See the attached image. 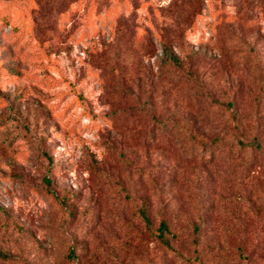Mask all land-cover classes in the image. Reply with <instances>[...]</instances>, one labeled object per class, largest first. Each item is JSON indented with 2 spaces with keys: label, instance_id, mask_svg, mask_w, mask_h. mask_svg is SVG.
Returning a JSON list of instances; mask_svg holds the SVG:
<instances>
[{
  "label": "rangeland",
  "instance_id": "obj_1",
  "mask_svg": "<svg viewBox=\"0 0 264 264\" xmlns=\"http://www.w3.org/2000/svg\"><path fill=\"white\" fill-rule=\"evenodd\" d=\"M236 123L264 144V0H0V264H264Z\"/></svg>",
  "mask_w": 264,
  "mask_h": 264
},
{
  "label": "trees",
  "instance_id": "obj_2",
  "mask_svg": "<svg viewBox=\"0 0 264 264\" xmlns=\"http://www.w3.org/2000/svg\"><path fill=\"white\" fill-rule=\"evenodd\" d=\"M163 60L165 63H171L175 66H180L181 65V60L180 58L172 51L171 48H169L168 46L164 45L163 46ZM210 100L214 103H217L221 106H223L226 110H228L230 112V116L232 118V120L238 122L239 119V114L238 111L235 107L234 102L231 99L228 100H219V99H214V98H210ZM235 128H236V133L234 134L235 136V144H237L239 146V149L244 150L246 148H251V155L252 158L254 156V153L257 154H264V144L263 142L257 137V136H253L251 139L249 140H245L242 137V130L240 129V126L238 125V123L235 124ZM215 141H219V138H215ZM251 158V159H252ZM254 160V159H252ZM259 165H254V169L253 173H258V171H256L257 167ZM137 216L138 218H140V220L144 223V225L149 228L150 226V218L147 212V207L145 203H141V205L138 207L137 209ZM196 230H199V226L195 227ZM156 231V239L159 243H161L163 246L167 247V248H171V243H170V239L168 238L167 234L169 233V223L166 219L162 218L159 220L158 226L155 229ZM197 242V241H195ZM241 245L244 243L247 245V242L254 248H260L264 250V238L257 240V243L254 244L252 242V240H250L247 237H244L242 240L240 239ZM219 245V243H217ZM68 257H73V251L71 250L68 253ZM248 255V254H247ZM246 255V258L248 259L249 256ZM245 257V256H244ZM13 259H15L14 254L11 251L8 250H3L2 248H0V261L3 263H10Z\"/></svg>",
  "mask_w": 264,
  "mask_h": 264
}]
</instances>
